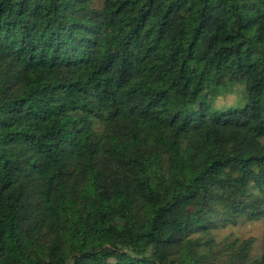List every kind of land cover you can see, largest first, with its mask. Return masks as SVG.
<instances>
[{"label":"trees","instance_id":"obj_1","mask_svg":"<svg viewBox=\"0 0 264 264\" xmlns=\"http://www.w3.org/2000/svg\"><path fill=\"white\" fill-rule=\"evenodd\" d=\"M261 217L264 0H0V264H264L214 234Z\"/></svg>","mask_w":264,"mask_h":264},{"label":"rangeland","instance_id":"obj_2","mask_svg":"<svg viewBox=\"0 0 264 264\" xmlns=\"http://www.w3.org/2000/svg\"><path fill=\"white\" fill-rule=\"evenodd\" d=\"M102 0H96V4L100 5ZM247 102L246 90L243 85H238L230 92L220 95L215 100V107L220 109L229 107H242ZM217 241H225L226 239L240 238L245 239L254 237L255 242L253 245L252 253L260 255L264 251V217L254 220L238 221L237 224H229L226 226L218 227L214 230Z\"/></svg>","mask_w":264,"mask_h":264}]
</instances>
